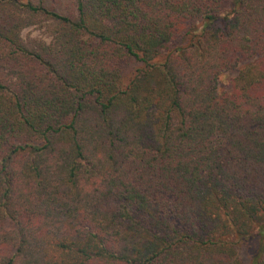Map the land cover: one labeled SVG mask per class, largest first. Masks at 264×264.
Masks as SVG:
<instances>
[{"label":"trees","instance_id":"obj_1","mask_svg":"<svg viewBox=\"0 0 264 264\" xmlns=\"http://www.w3.org/2000/svg\"><path fill=\"white\" fill-rule=\"evenodd\" d=\"M249 238L264 264V0H0V264H245Z\"/></svg>","mask_w":264,"mask_h":264},{"label":"rangeland","instance_id":"obj_2","mask_svg":"<svg viewBox=\"0 0 264 264\" xmlns=\"http://www.w3.org/2000/svg\"><path fill=\"white\" fill-rule=\"evenodd\" d=\"M38 21V20H37ZM51 24L48 21H44L43 19L36 25L31 26L24 30L23 36L26 40L32 41H40L43 43H50L51 42ZM132 64L128 62H124L121 66V72L124 75V79L127 80L130 77ZM229 78H224L222 83L224 86H227ZM238 255L241 260L245 264H250V260L254 257L257 248H258V240L254 238H249L247 240L241 241L238 245Z\"/></svg>","mask_w":264,"mask_h":264}]
</instances>
